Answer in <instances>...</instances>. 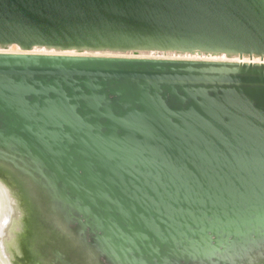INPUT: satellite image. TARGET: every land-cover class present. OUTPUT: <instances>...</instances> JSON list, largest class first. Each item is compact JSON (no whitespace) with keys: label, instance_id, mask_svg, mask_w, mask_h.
Masks as SVG:
<instances>
[{"label":"water","instance_id":"1","mask_svg":"<svg viewBox=\"0 0 264 264\" xmlns=\"http://www.w3.org/2000/svg\"><path fill=\"white\" fill-rule=\"evenodd\" d=\"M14 46L261 61L0 54L30 264H264V0H0Z\"/></svg>","mask_w":264,"mask_h":264},{"label":"bare ground","instance_id":"2","mask_svg":"<svg viewBox=\"0 0 264 264\" xmlns=\"http://www.w3.org/2000/svg\"><path fill=\"white\" fill-rule=\"evenodd\" d=\"M0 54L18 55V54H32V55H46V56H68L65 52H58L47 49H34L32 52H23L17 46L0 48ZM85 53H77L78 56H83ZM91 54H86L90 56ZM198 59L197 61H211V62H244V63H260V59H254L251 61L249 58H244L242 61L239 58H227L223 57H206V56H189ZM194 59V60H195ZM7 189L0 184V263L1 264H13L12 256L13 249L15 248L14 242L16 237L15 216L10 206V199L13 198L7 194ZM9 192V191H8ZM11 192V191H10ZM9 196V197H8ZM16 245V244H15Z\"/></svg>","mask_w":264,"mask_h":264},{"label":"rangeland","instance_id":"3","mask_svg":"<svg viewBox=\"0 0 264 264\" xmlns=\"http://www.w3.org/2000/svg\"><path fill=\"white\" fill-rule=\"evenodd\" d=\"M65 54H68V56H78L76 55V52H65ZM87 53H85L83 56H86ZM90 56H96V57H109V58H129V59H156V60H194V57H188V56H181V55H165V54H159V53H141L139 55H113V54H91ZM198 60V59H195ZM194 60V61H195ZM0 184L6 188L5 181L0 179ZM9 190V192H8ZM7 191V194L11 197L9 193L13 195V198L10 199V206L12 211L14 213L13 216H15V227H16V237L13 249V256H12V262L13 264H30V262L27 260V252L29 249V243L28 239L24 237V235H29L31 233V229L28 226V223H30L29 214L25 211L24 205L22 204V199L19 195H15L12 188L10 187ZM11 191V192H10ZM8 196V197H9ZM16 244V245H15ZM1 264V263H0Z\"/></svg>","mask_w":264,"mask_h":264}]
</instances>
